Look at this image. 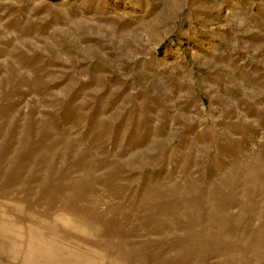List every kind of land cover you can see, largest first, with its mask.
<instances>
[{"label": "rangeland", "instance_id": "obj_1", "mask_svg": "<svg viewBox=\"0 0 264 264\" xmlns=\"http://www.w3.org/2000/svg\"><path fill=\"white\" fill-rule=\"evenodd\" d=\"M42 245L264 264V0H0V264Z\"/></svg>", "mask_w": 264, "mask_h": 264}, {"label": "bare ground", "instance_id": "obj_2", "mask_svg": "<svg viewBox=\"0 0 264 264\" xmlns=\"http://www.w3.org/2000/svg\"><path fill=\"white\" fill-rule=\"evenodd\" d=\"M19 229V228H18ZM7 231V230H6ZM38 244H42V240L39 239L38 240ZM35 246H38L36 244H34ZM38 251L40 254L41 252H43V254H45L46 257H48V260H44L43 264H78L77 261H75L76 257L73 253H68L66 256H64V261L60 260V256L58 255L57 250H55L53 247L47 246V245H42L39 246ZM37 249H34V251H37ZM31 250L27 251L30 252ZM76 257V258H75ZM34 259L36 260V262L42 261L43 257L41 255H35L32 260L34 261Z\"/></svg>", "mask_w": 264, "mask_h": 264}, {"label": "crops", "instance_id": "obj_3", "mask_svg": "<svg viewBox=\"0 0 264 264\" xmlns=\"http://www.w3.org/2000/svg\"><path fill=\"white\" fill-rule=\"evenodd\" d=\"M38 263V262H37Z\"/></svg>", "mask_w": 264, "mask_h": 264}]
</instances>
